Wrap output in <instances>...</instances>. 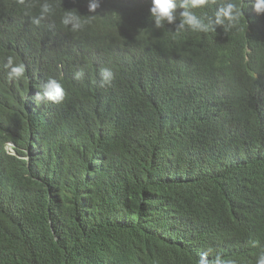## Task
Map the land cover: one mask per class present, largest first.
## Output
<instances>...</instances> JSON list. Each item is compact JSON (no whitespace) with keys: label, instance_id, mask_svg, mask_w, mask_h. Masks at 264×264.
Masks as SVG:
<instances>
[{"label":"trees","instance_id":"1","mask_svg":"<svg viewBox=\"0 0 264 264\" xmlns=\"http://www.w3.org/2000/svg\"><path fill=\"white\" fill-rule=\"evenodd\" d=\"M44 2L0 0V264H133L124 238L148 264H197L205 253L256 264L264 15L252 0H231L243 11L239 23L206 33L156 29L151 0H100L96 19L77 32L61 18L90 15L88 0H47L54 13L35 26ZM227 2L194 11L212 16ZM9 56L26 66L17 84L3 67ZM102 69L113 73L103 87ZM49 78L64 102L34 101L32 90ZM76 139L85 167L92 150L108 151V176L94 181L61 159ZM41 155L46 166L24 165Z\"/></svg>","mask_w":264,"mask_h":264},{"label":"clouds","instance_id":"2","mask_svg":"<svg viewBox=\"0 0 264 264\" xmlns=\"http://www.w3.org/2000/svg\"><path fill=\"white\" fill-rule=\"evenodd\" d=\"M20 5H25V0H17ZM216 0H151V7L149 9L150 18L153 21L156 29L164 28L165 25H175V32L179 33L186 29L193 32H209L215 31L217 27H222L225 30L235 27L243 15V11L237 6V4L229 2L218 6L212 16H199L194 10L203 9L210 4H215ZM177 8L181 11L177 14ZM100 9V0H88L87 11L90 13L88 16H81L76 10H67L61 18V24L65 27L70 26L71 31L77 32L84 28L86 24L91 23L98 16L97 10ZM252 9L257 15H264V0H252ZM54 13L53 6L45 0L40 6L39 17H33L31 23L35 26H39L42 21ZM177 20L179 21L178 23ZM247 34H250L249 32ZM246 34V35H247ZM245 35V36H246ZM239 47V46H237ZM242 49V47H239ZM260 51H263L260 49ZM254 52L250 48V43L244 47V54L247 57L249 54ZM4 69L7 70L8 80L12 84H17L16 80L24 77L26 72V66L21 63H15L14 57H7L6 63L3 65ZM100 86L103 87L106 84H111L113 79V73L110 69H102ZM83 71H77L74 74V78L77 80L82 79ZM37 86V85H36ZM38 88L32 90L33 94L37 95L34 97V101L37 103L44 102L50 106L60 104L64 102L66 93L63 86L54 78H49L46 82L39 85ZM19 90V86H18ZM26 94L29 88L24 89ZM38 91V92H37ZM36 105V104H35ZM47 108V105H44ZM39 112H42L40 110ZM79 139L74 141L73 147L67 154L61 157V159L69 164L77 166L79 173L84 176L93 179L94 181H101L104 176H108L111 173L112 165L108 160V151L101 153L97 150H92L87 155L89 165L87 167L81 165L80 160L84 156L85 148L78 146ZM10 145V149H8ZM7 145V149L10 153H13L11 144ZM26 162L25 166L33 168L34 165L39 164L42 167L46 166L42 162V155L30 161L28 158L24 159ZM24 167V166H23ZM26 177V176H25ZM27 177H30L29 175ZM34 180V178H32ZM70 176L68 175L67 181ZM7 188L11 189L10 182H7ZM112 187L106 185L103 190L110 192ZM49 192H55L60 195L61 191H55L48 189ZM57 195V196H59ZM65 195V194H64ZM122 247V251L126 253L127 258H136L133 264H148L145 259V254L139 249L140 245L133 239L124 238L119 241ZM121 251V252H122ZM197 264H234V261L230 259L222 258L220 255L209 259L207 253L201 255L197 260ZM256 264H264V252H262L257 260Z\"/></svg>","mask_w":264,"mask_h":264},{"label":"rangeland","instance_id":"3","mask_svg":"<svg viewBox=\"0 0 264 264\" xmlns=\"http://www.w3.org/2000/svg\"><path fill=\"white\" fill-rule=\"evenodd\" d=\"M8 149H10V145H8Z\"/></svg>","mask_w":264,"mask_h":264}]
</instances>
